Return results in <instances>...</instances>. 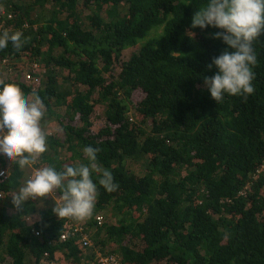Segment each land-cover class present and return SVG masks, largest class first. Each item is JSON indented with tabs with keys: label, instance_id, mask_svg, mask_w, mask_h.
<instances>
[{
	"label": "trees",
	"instance_id": "16d2710c",
	"mask_svg": "<svg viewBox=\"0 0 264 264\" xmlns=\"http://www.w3.org/2000/svg\"><path fill=\"white\" fill-rule=\"evenodd\" d=\"M207 3L0 0V11L13 13L0 33L19 30L26 40L0 50L16 72L0 80L41 97L44 130L58 124L45 131L48 150L29 173L0 153V264H93L109 255L119 264H264V33L253 42L254 93L217 103L205 77L232 49L214 38L221 29L192 27ZM87 146L100 149L97 163L119 186L108 192L92 174L91 218L60 219L51 196L14 207L11 195L35 168L88 164Z\"/></svg>",
	"mask_w": 264,
	"mask_h": 264
},
{
	"label": "clouds",
	"instance_id": "9594fccd",
	"mask_svg": "<svg viewBox=\"0 0 264 264\" xmlns=\"http://www.w3.org/2000/svg\"><path fill=\"white\" fill-rule=\"evenodd\" d=\"M12 18V12L0 11L1 21ZM209 25L221 29L214 38H222L232 49L213 58L212 63L218 72L205 77L211 97L217 103L224 99L225 93L246 99L255 91L252 69L257 63V54L253 42L264 33V0H208L206 6L194 13L192 27L204 29ZM9 42L19 50L26 40L21 31L6 29L0 33V50ZM0 63L3 79L6 74L16 75L10 68L12 60L0 57ZM211 67L209 64L208 68ZM0 85V153L11 163L18 164L20 169L32 168L48 150L47 133L42 127L45 105L35 91L29 99L15 83L0 80ZM83 151L88 164L66 165L61 171L52 166L35 168L18 192L11 195L14 207L23 211L29 199L51 196L55 201L53 212L60 219L70 218L79 223L91 218L98 194L92 174L99 175V185L108 192L116 191L119 186L114 182L113 174L97 163L99 148L87 146ZM3 175L5 173L0 172V176ZM57 191L60 192L58 197ZM99 259L96 258L93 264H97Z\"/></svg>",
	"mask_w": 264,
	"mask_h": 264
},
{
	"label": "rangeland",
	"instance_id": "374dc122",
	"mask_svg": "<svg viewBox=\"0 0 264 264\" xmlns=\"http://www.w3.org/2000/svg\"><path fill=\"white\" fill-rule=\"evenodd\" d=\"M86 13H87V11H86ZM131 52H132L131 49H126V50H124V51H123V58H127V57L130 55ZM2 68H3V67H2V64L0 63V77H1V78L4 77V75L1 74ZM99 112H101V110L99 109V106H98V105L94 106V111H93L92 116H91V118H93V120L95 121V125H94V127H97L98 125L101 124V118H100V117H97ZM53 124L55 125L53 129H55V128L58 126V124H57V122H54ZM49 129H50V127L47 128L45 131H47V132H49V131H51V132L54 131L53 129H51V130H49ZM126 166H127L128 168H130L131 170H133V171H136V172H142V170H139L138 163H137V161H135L134 159H128V160H127V163H126ZM26 169H27V172H28V173H29L30 170H31V168H26ZM28 175H29V174H28ZM104 214H105V218H106L108 212L106 211V212H104ZM90 260H93V259H90Z\"/></svg>",
	"mask_w": 264,
	"mask_h": 264
},
{
	"label": "built area",
	"instance_id": "2783aa9c",
	"mask_svg": "<svg viewBox=\"0 0 264 264\" xmlns=\"http://www.w3.org/2000/svg\"><path fill=\"white\" fill-rule=\"evenodd\" d=\"M26 77L29 78V77H30V73H28ZM0 172H4V173H5V175L0 176V177H4V176H6V174H7V171L4 170V169H1V168H0ZM95 221H96V223H97L98 225H101L102 222H103V216L100 215V214H99V215H96V216H95ZM76 223H77V222H76ZM78 224H79V223H78ZM82 229H83L82 226L77 225V226L74 227V229L72 230V233H73V232H77V231H82ZM67 236H68L67 233H63V234L61 235V239H65V238H67ZM81 240H82V245H83V246H84V245L88 246V245L90 244L89 240L87 239V237H86L85 235L82 236ZM97 264H119V262H118V259H117L116 256H114V255H109V256H106V257L100 258Z\"/></svg>",
	"mask_w": 264,
	"mask_h": 264
}]
</instances>
